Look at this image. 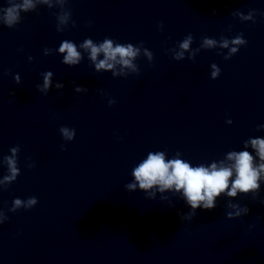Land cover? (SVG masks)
I'll return each instance as SVG.
<instances>
[{"label":"clouds","instance_id":"9594fccd","mask_svg":"<svg viewBox=\"0 0 264 264\" xmlns=\"http://www.w3.org/2000/svg\"><path fill=\"white\" fill-rule=\"evenodd\" d=\"M32 7L31 0H23V4L12 5L5 9L4 22L11 27L19 19V9L27 11ZM185 40L181 44V48L187 49L190 42ZM237 40L234 43H241ZM205 45L211 46L214 42L212 40H205ZM225 46H227L225 44ZM84 47L91 49V59L96 60L99 53L103 52L105 59L100 60L96 64L97 69L112 68L113 64L109 61H117L125 66L130 65V59L137 55V50L129 44L127 46L117 45L113 48L111 40H105L99 47L94 46L91 40L86 41ZM67 51L65 56V62L70 64L78 63L79 53L73 44L65 42L60 51ZM236 51L235 48L232 49ZM182 55V53L180 54ZM215 67V66H214ZM213 76H216V72H213ZM47 79L45 86L47 87ZM64 135L71 138V133L67 129H62ZM252 147L257 149L260 159L264 161V140L255 139L251 141ZM63 149V146H61ZM15 151V150H13ZM229 161H233L230 166H225L223 162L219 164L212 163L210 167L199 165L196 167L190 166L189 163L181 159L165 160L163 152L149 153L148 158L144 160L133 171L135 182L129 184L126 187L128 189H135L138 183L139 188L142 190L152 189L154 186L158 188L160 192L165 190H172L179 192L183 189V196L186 199L188 205H190L192 211L181 219L191 220L196 215V210L203 208L204 210H211L215 207L214 200L220 193L224 192L229 187V178L232 177L233 171L236 173V178L232 181L231 190L228 191L229 196H235L237 190L247 193L251 189H256L259 185L256 183L259 178V173L264 172V164L259 166V169L253 167V157L247 151L242 152H230L227 156ZM9 166L13 173V177H6V179L14 178L17 169L15 162L9 158ZM16 205L21 204L20 200L15 201ZM35 199L28 201L29 206L35 204ZM245 211H247L245 209ZM239 213L237 212V215ZM229 215H232L229 213Z\"/></svg>","mask_w":264,"mask_h":264}]
</instances>
